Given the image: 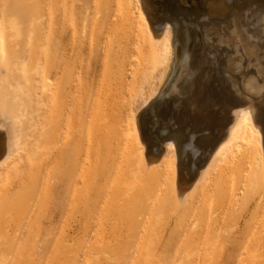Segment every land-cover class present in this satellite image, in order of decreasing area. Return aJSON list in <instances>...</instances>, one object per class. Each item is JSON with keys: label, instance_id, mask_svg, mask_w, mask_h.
I'll return each mask as SVG.
<instances>
[{"label": "rangeland", "instance_id": "rangeland-1", "mask_svg": "<svg viewBox=\"0 0 264 264\" xmlns=\"http://www.w3.org/2000/svg\"><path fill=\"white\" fill-rule=\"evenodd\" d=\"M109 1L0 0V124L13 148L0 167V264H264V186L247 181L258 144L250 162L240 147L217 157L183 205L174 165L190 157L196 178L232 114L226 58L240 60L238 79L255 78L252 61L264 68V0H224L223 15L213 0H141L153 30L194 32L178 91L147 106L167 62L144 27L117 29L122 0ZM240 14L256 55L218 41ZM153 148L164 161L148 170Z\"/></svg>", "mask_w": 264, "mask_h": 264}, {"label": "bare ground", "instance_id": "bare-ground-1", "mask_svg": "<svg viewBox=\"0 0 264 264\" xmlns=\"http://www.w3.org/2000/svg\"><path fill=\"white\" fill-rule=\"evenodd\" d=\"M203 1H205V0H203ZM208 2H210V1H208ZM109 3H110V1H109ZM137 3H138V14L135 15L132 12V0H122L120 2L121 16H120V19L116 20V23H115L117 29L122 31L124 34H128L129 29L130 30L135 29V32L140 33L143 30L142 27H144L145 31L149 35L150 42L152 43V45L161 48L159 60L167 62V70H166L165 76L162 79L161 85L157 89L153 90V92L150 94V97L146 100L145 105H144V106H147L150 102H152L155 98H157V96L164 95L165 93L169 92L170 90H172V94H173L174 90L177 87L178 82L181 80L180 77H177L174 79V76H173L174 72H176V64H178V61H179L178 58L183 51L184 52L189 51L190 46L193 44V33L194 32L191 31V29L187 28V26H176V25H175V27H177V29H175L176 34L173 32L175 36H173L172 32H171L172 35L169 36L167 29L165 31H163V33L158 31L160 28L158 30H153V28L151 26V22L149 21V18L147 16L148 13L146 14L145 9L143 8V6L141 4V0H137ZM209 4L210 3H208V6H209ZM210 5H211V7H214L218 11L223 10L222 15L224 14V10L227 9L226 5L224 3V0H221L219 4H216L215 0H213V4H210ZM145 7H147V4ZM211 9H213V8H211ZM176 12H178V11H176ZM213 12H214V10H213ZM226 13H227V10H226ZM105 15L107 16L108 21H111V19H110L111 15L109 12V8L106 10ZM151 15H149V16H151ZM217 15H218V12H217ZM220 15H221V13H220ZM244 18H245V15H243V14L235 16L234 20L231 21V26L228 27V33L224 36V38H223L224 40H221V38H219L218 41L220 44H222V45L224 44L226 46H228L232 42L237 41L240 43L244 52L246 54H248V56H249V55L256 53V48L250 44V41H249L250 32L247 28H245L247 23L245 24L246 20H244ZM110 25L112 26V25H114V23H112V24L110 23ZM154 28H155V26H154ZM85 29H87L86 26H85ZM102 29H103L102 25L100 24L98 32H103ZM114 31H115V29H114ZM206 31L207 32H205L203 34V39L201 42V46L203 48V53H202V56L200 57V59L198 61L199 66H201L204 62L208 61L209 56H208L207 52H209L210 47L214 45V40H212L213 37L211 38L212 33L208 34L209 31H214V28H213V30L209 29ZM256 34H257V36L259 35L260 38H262L264 35V31L262 32L261 29H258L256 31ZM222 45H220V46L217 45V46L221 47ZM238 57H240V56H238ZM187 58H188V55H187ZM230 58H233V55ZM236 58H237V56H236ZM244 58L245 57H243V59ZM238 59H240V58H238ZM254 60H255V57H254ZM248 61H251V60H248ZM191 62H192V60H191ZM239 62H240V60H239ZM239 62H233L232 63V61L227 59V58L225 61V74H226L225 81L227 83V86L232 88V91L234 92V93H232L233 94L232 96L235 97V100H234V102H232V104L230 105L231 107L229 109V112H232V114L227 119V122L224 126L223 132L221 133L217 142L213 146V152H212L211 156L210 157L208 156L209 159L207 160V162L205 161L206 163L199 170V173L196 176V178H191V171L194 170L195 168H193L192 166L189 165V161L193 162L190 157H188V158L180 157L178 159V165L175 164L176 162L174 163L176 169L178 168L177 169L178 174L180 175V177L182 175V177L184 178L183 179L184 182L176 185L177 200H178V203H180L181 205L186 203L188 195L196 188V186L198 185V183L200 182V180L204 176V173L206 172V170L209 168L211 163L217 157L224 160V157H227L230 154H232L235 151L236 147H240V148H243L244 151L241 155H239V159L241 156H245L248 159L249 157H251V148L253 147V142H256L258 144V149H259L260 155H261L260 156V164L255 163L254 167H252L253 166L252 164H251L252 166H250V164H249V166L252 167V170L250 172L251 177H250V180H248L247 177L246 178H247V181L248 182L250 181L251 182L250 184L253 186L254 185L257 187L264 186V68L260 62L252 61V63L256 62L255 78H244L243 79L242 77H239V79H238L237 73H239V69H240ZM249 63H247V65H250ZM192 64H194V63H192ZM198 65H195V66H198ZM187 66H188V60L183 61L180 65V71H183L184 68H186ZM191 67H193V66L191 65ZM247 69H249V68H247ZM247 69H246V71H249ZM235 88H238V89H235ZM234 97H233V99H234ZM175 99H177V98H175ZM3 127L4 126H2L0 124V163H1L0 167H1V165H3L2 162H6L3 160H5L7 157L10 156L11 148H12V146L10 144V140H11L10 135L7 133V131H5V135H4V133L2 132ZM5 130H6V128H5ZM139 131H140L139 129H136V133H137L136 136H137V139L140 142L141 146L143 145L142 149L144 150L145 149L144 147L147 145L148 141L147 140L146 141L141 140L142 137L140 136ZM183 138H185V137H183L181 135L180 136L177 135L176 139H170V140L166 141L167 143L165 142L166 144H164V145H166L165 146L166 148L165 147L164 148L167 150L168 149L172 150V148H175L174 146H176V141L179 142L178 145L180 146L183 143L182 142ZM162 148H163V146H162ZM209 149H210V146H209ZM175 153H176V151H175ZM146 158H147V162H146L147 169L148 170L156 169V168L161 167V162L164 161L163 160L164 154H158L157 149L153 148L151 150V156L146 157ZM248 160L250 162L251 158ZM7 161H9V160H7ZM9 162L7 163L8 165H9ZM193 164L195 165V163H193ZM244 164H245V162H244ZM247 164H248V162H247ZM191 167H192V169H191ZM232 167L234 170L233 165H232ZM244 167H245V165H244ZM244 167L242 166L241 169H243ZM230 170H231V168H230ZM175 174L177 176V173H175ZM245 174L247 175L246 172H245ZM243 179H245V178L243 177ZM243 179H242V181L244 182ZM245 182H244V184L247 186L248 182H247V184ZM241 186L239 187L240 189L244 187L243 183L241 184Z\"/></svg>", "mask_w": 264, "mask_h": 264}]
</instances>
